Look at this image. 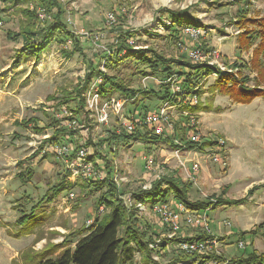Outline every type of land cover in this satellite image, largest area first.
Wrapping results in <instances>:
<instances>
[{"label": "rangeland", "instance_id": "1", "mask_svg": "<svg viewBox=\"0 0 264 264\" xmlns=\"http://www.w3.org/2000/svg\"><path fill=\"white\" fill-rule=\"evenodd\" d=\"M60 1L65 12L63 19L69 30L81 38L85 58L81 53L72 55V41L58 36L49 50L43 53L41 60L20 58L17 64L14 57L21 49L23 40H10L7 33H18L19 15L13 10L4 9L0 3V10H3L0 12V175L10 180L8 189L6 188L8 191L2 190L4 185H0V264H38L43 260L41 250L62 243L66 236L82 226H87L86 222L96 217L99 193L89 186L83 177L73 180L71 173L66 172L67 167L63 160L55 158L53 154L43 155L42 151H39L40 145H51L46 141L56 129L53 125H48L55 121H60L61 126L67 129L65 134L58 138L57 143L69 146L74 154L89 138L92 142L90 153L95 154L90 156V160L94 159V163L105 165V162L99 160L97 152L108 156L110 165L117 172V183L123 191L132 192L140 187L149 190L151 185L162 177L192 182L193 189L189 194L191 201H202L214 196L216 198L226 190L224 198L239 203L222 204L208 212L213 233L219 238L218 251L231 261L245 257L251 252L263 254V232L256 236H252L250 232L264 222V99L257 98L249 105L240 104L227 94L210 89L216 83L217 76L213 75L203 81L200 79L198 102L194 103L192 98L184 105L189 104L187 112L196 119L194 132L200 136L201 141L225 140L226 147L223 150L217 147L212 150L208 148L206 151L186 149V142L191 141L190 135L194 133L181 129L184 116L173 106L168 110L167 118L172 128L169 127L170 124L164 125L162 135L168 138L170 143L119 141L100 145L112 132L120 133L121 112L126 116V120L129 117L145 118L147 116L140 109V105L145 111L148 109L149 115L164 104L153 95H140V91L145 88L146 91L154 92L163 89L161 78L149 68L141 67L132 58L125 61L116 60L115 64L108 68L104 66L108 47H114L116 44V33L135 31L138 33L135 37L138 47H150L168 58L189 56L191 48L199 46L206 52L217 50L220 54L219 62L223 66V70L218 68L219 70L236 74L238 68L233 67L235 62L245 63L249 67L245 71L250 78L248 84L254 86L258 78L250 68L252 49L241 47L242 30L233 24L230 25L240 7L221 8L214 3L216 1L225 4L229 0H172L169 3H163L161 0ZM253 4L252 17H264V0H256ZM159 9H189L200 21L203 31H206L204 38L200 37L196 43L186 36L190 41L184 42V45H175L169 33L162 27L163 21H160V18L163 15L157 14ZM108 14L116 15V23L112 26L106 23ZM50 18L52 22V16L46 19ZM82 31L88 33L90 39L82 36ZM98 34L104 35L103 40L93 42L92 38ZM254 44L256 47L258 41ZM87 61L93 62L97 71L116 76L129 85V88L139 91L137 94L140 97L137 101L115 92L101 100L107 102V99L113 96L128 99L120 113L110 107L109 122L106 125L98 124L96 118L89 115L87 97H84V111L78 115L71 113L56 118L61 110L67 108L60 103L62 90L73 91L74 87L80 84L79 81L88 73ZM260 83L264 87V83ZM50 97L58 99L49 101ZM68 107L69 111L75 112L79 109V104L70 102ZM69 119L76 120L87 130L84 131L80 127L70 128ZM30 120L37 122L27 126L16 125ZM35 126L41 129V133L35 131ZM145 127H136L135 131L154 130V126ZM182 137L184 141H181ZM41 140L43 141L40 142ZM180 148L183 150L177 157L174 150ZM218 151H222L220 156L225 162L224 167L223 164L221 167L212 160V154ZM74 155L75 161L76 154ZM144 156H152L154 167L147 166ZM194 161L201 164L197 173L191 171ZM27 167L31 168L33 176L30 181L23 183L18 175ZM65 175H68L65 182L71 188L62 190L60 195L49 203L45 198L46 193ZM255 186L260 188L249 195ZM70 191L75 193V197L63 205L62 200ZM128 197H131L130 193L124 198ZM173 198V193L169 192V205L176 208L179 202ZM130 202L133 203L132 199ZM141 205L137 204V218L152 228L159 229V239L205 235L202 229L187 227L183 221L180 230L174 235L150 206L145 208L140 207ZM32 211L35 212L34 217L23 225L19 223L23 214L28 215ZM227 221L231 225L224 227L223 224ZM75 240L74 237L71 247H74ZM240 242L244 243L242 249L238 247ZM152 246L154 245L150 247L153 248ZM178 250V246L173 242L168 245L167 252L153 257L165 264L176 256ZM57 253L54 255H58ZM140 258V254L135 253L133 264H141Z\"/></svg>", "mask_w": 264, "mask_h": 264}, {"label": "trees", "instance_id": "2", "mask_svg": "<svg viewBox=\"0 0 264 264\" xmlns=\"http://www.w3.org/2000/svg\"><path fill=\"white\" fill-rule=\"evenodd\" d=\"M219 1V0H217ZM256 0H229L225 4L224 2H214L218 7L225 8L228 6L240 7L237 10L235 17L231 20L230 25H234L242 30V46H246L248 50L252 49V62L250 68L256 73L258 81L254 86H249L250 78L245 74V71L249 68L245 63L235 62L234 68H238V73H228L219 70L216 67H211L207 64H195L191 61L189 56H180L177 59L172 57H166L165 55L157 52L154 49H135L130 45V41L135 42L137 32L135 31H122L120 34L116 33L114 47H108V52L104 58L106 68L114 65V61H125L127 59H134L137 64L143 68H149L155 75L161 78L162 90L158 92L140 91V95H153L158 100L163 102L171 101L173 105L181 112H187L189 104L184 105L188 99L199 97L200 79L205 80L213 75L218 79L214 85L210 87L212 91L220 92L221 94H227L240 104L249 105L255 99H264V17H252L254 2ZM4 9L13 10L19 15L18 19V33L8 32L7 37L10 40H23V44L20 50L16 52L14 62L18 64L20 58H30L35 61L41 60L44 52L49 50L50 45L58 36H64L67 40L72 41L74 49L72 55L76 53L86 56L82 46L81 38H79L74 32L69 30L68 24L64 21L63 16L65 14L62 3L60 0H0ZM28 5L27 7H23ZM32 8H31V7ZM37 10L43 11L49 17L52 16V22L50 19L41 20L37 14ZM3 10H0L2 12ZM157 14L163 15L160 18L162 27L166 30L172 38L175 45H184L182 42L184 34V28L187 27H202L198 19L192 15L189 9L182 10H167L159 9ZM1 22V19H0ZM46 25V26H45ZM45 26V27H44ZM153 34H150L152 36ZM154 36V35H153ZM203 36V35H202ZM258 41L256 47L254 43ZM136 44V42H135ZM136 46H138L136 44ZM254 47V48H253ZM206 52L201 46L196 47ZM194 48H191V50ZM107 62L110 64L108 65ZM88 73L83 80H80L73 91L62 90V95L59 98L60 103L64 104L69 109L70 102L79 104V109L75 112L70 111L74 115H78L85 108V99L83 96L86 86L91 83L96 76H103V82L100 84V92L103 97L110 95L111 93H120L128 99L136 100L140 97L135 91L129 88V85L120 81L116 76L108 75L100 70L97 71L93 62L87 61ZM96 74V75H95ZM175 77L181 92L176 94L173 98L172 83L167 82L170 78ZM197 78L199 80H197ZM49 101L57 100L58 98L50 97ZM137 101V100H136ZM137 103V102H136ZM140 105V104H139ZM140 109L145 112L147 116V110L144 107ZM188 113V112H187ZM142 116H144L142 114ZM193 115L188 114L184 116V123L181 125V129L186 132L195 133L196 119ZM183 117V116H182ZM193 120V121H192ZM35 120L30 122H21L16 125L27 126L30 123H36ZM193 122V123H192ZM55 127V131L49 140L46 142L53 145L57 144L58 138L63 136L67 131L66 128L61 126L60 121H55L49 124L48 127ZM146 128V127H145ZM35 131L41 133V129L35 126ZM177 130V126H176ZM169 139L162 135H157L154 130L148 129L147 132L136 130L133 133H128L122 127L120 133L112 132L109 138L103 140L100 145L104 143L124 141L130 143L132 141L140 142H167ZM181 141H184L182 137ZM204 141V140H203ZM201 141L200 143L186 142V149L206 151L219 146L217 140L210 139L208 141ZM170 143V141H168ZM92 145L91 140L86 139V146ZM172 145H175L172 143ZM178 145H176L177 147ZM44 149V145H40L39 151ZM78 151V150H77ZM77 153V152H76ZM74 153V154H76ZM51 155L46 153L45 155ZM72 154L70 159L73 160L75 155ZM99 160L105 162V165L94 163L96 170L103 172L104 178L102 181L93 182L86 181L89 186H92L95 191L99 193L97 200V212L93 223L90 226H82L80 229L74 231L69 236H66L62 243L51 245L50 247L43 249L40 253L43 256V260L38 264H133L135 253H139L141 258V264H163L161 261L154 259V255L158 256L164 252H167L168 245L175 242L176 245L185 241H196L203 239L205 235H197L192 238L186 236L176 237L171 239H159V229L152 228L146 222L140 221L137 218V204L142 205H157L160 203H167L169 192L174 195L173 200L177 201L192 211H206L211 205L213 200L216 202V207L222 204H234L239 203L235 200H229L224 198L226 190L222 195L218 197H210L206 200H190V192L193 189V183L183 182L179 178L174 177H162L151 185V188L143 189L137 188L135 191L128 192L123 191L114 180L117 175L115 169L110 165L108 156L103 155L102 152H97ZM46 157V156H45ZM56 158V157H55ZM68 173L69 171L66 170ZM33 176V172L30 167L18 175L19 179L24 182L30 181ZM66 176H63L61 181L52 187L45 195L46 200L51 203L60 192L63 190ZM260 186L253 187L250 192L258 190ZM130 193L132 202L130 207H127L121 199V197L127 196ZM103 206L105 212L102 216L98 217L99 207ZM32 211L31 214H23L19 219V223L22 225L30 218L34 217ZM167 226V225H165ZM168 227V226H167ZM260 232L264 234V222L257 228L252 230L250 234L256 236ZM76 238L74 247H71L73 238ZM157 242V243H156ZM151 245H156L161 249L151 248ZM60 250V251H59ZM59 251L58 255H54ZM191 259V256L178 250L176 256H174L170 262L165 264H179L187 262ZM233 264H264V253L257 254L251 252L247 256L234 258Z\"/></svg>", "mask_w": 264, "mask_h": 264}, {"label": "built area", "instance_id": "3", "mask_svg": "<svg viewBox=\"0 0 264 264\" xmlns=\"http://www.w3.org/2000/svg\"><path fill=\"white\" fill-rule=\"evenodd\" d=\"M32 8V7H31ZM37 14L41 20L46 19L49 17L47 14H45L41 10H37ZM106 23L108 26H112L116 23V15L115 14H108L106 17ZM2 23L0 22V25ZM204 31L202 27H187L184 28V34L192 39V41L196 42L200 39V37L203 35ZM104 34V33H103ZM98 34L94 38H92L93 42H97L100 40H103L104 35ZM81 35L84 37H88L90 39V35L84 31L81 32ZM102 38V39H100ZM95 39V40H94ZM72 44V42H70ZM130 45L134 46L135 49H140L142 47L136 46L134 41H130ZM146 49V48H145ZM219 52L217 50H212L209 52H204L198 48H194L190 50L189 57L194 63H201V64H207L211 67H217L221 70H223V66L219 62ZM105 73V72H104ZM103 82V76L100 75V77H96L92 83L89 84V87L87 89V92L85 93V98L87 97V103L88 108L87 112L89 115L93 118H96V122L100 125H106L109 122V114L108 110L110 107H113V109L120 113L123 107L128 103V99L122 97H111L110 99H107V102H101L103 97L100 95L99 91V85ZM167 82L172 83V94L173 98L176 97V94L181 92L180 86L177 83L176 78L173 76L170 78ZM162 84V81H161ZM146 89V88H145ZM144 89V90H145ZM143 90V91H144ZM198 102V98H194V103ZM173 107H178L176 105H173L171 101H166L162 105V107L157 110L155 113H151L147 115L145 118H136V117H129V122L126 120V116L122 112L119 114L121 116L120 122L122 123V128L125 129L128 133H132L135 131L136 127H145V126H154L153 129L156 134L163 135L164 133V125L168 124L169 122L167 118L169 117L168 110L172 109ZM183 116H188L189 113L182 112ZM64 115H71V112L68 110V108L64 109L63 111H60V114L56 115V118L59 119L60 116ZM124 116V117H123ZM69 127L76 129L78 127L85 129L84 125H80L76 120L69 119ZM193 123V122H192ZM171 124H170V126ZM191 137V141L198 143L201 142V138L198 134L194 133ZM41 140L40 142H42ZM219 146L217 148H221L222 150L224 147H226V141L220 140ZM182 148L175 149L174 152L176 153V156L179 157L180 152H182ZM53 154L56 158L63 160L65 163L67 170L69 173H71V178L74 180L78 177H83L84 180L93 181V182H99L102 181L104 178L103 172L101 170H96L94 167V159L90 160V156H95V154L90 153L89 147H86V144L84 143L80 149H78L76 153V159L71 160L70 157L72 155V150L69 146L63 145V144H53L49 146H44V149L42 150V154L45 155L46 153ZM221 152H216L212 154V160L215 164L221 166L223 164V167L225 166V162L223 161V157L220 155ZM144 159L147 162V166L149 168L154 167V160L151 157L144 156ZM221 162V163H220ZM183 165V164H182ZM222 167V166H221ZM201 168V164L198 161H194L191 166L192 173H197ZM71 178H69L71 181H73ZM117 177L114 178L115 182L117 183ZM119 184V183H117ZM69 187L66 182L64 185L63 190L69 189ZM75 197V193L70 191L68 192L65 197L62 200V204L65 205L66 202L73 199ZM123 199L125 205L127 207H130L131 205V197H128L127 199L124 197H121ZM130 203V204H128ZM141 205V204H140ZM148 206L151 207V205H141L140 207L148 208ZM216 207V202L213 200V205H211L206 211H192L189 208H187L185 205L178 203L176 204V208H172L169 205V202L167 203H160L157 205L152 206V210L155 214H157L161 220L162 223L170 227L172 233L175 235L180 230L181 222L187 226L192 228H200L204 231L205 237L200 240H194V241H185L180 244H178V248L180 251L184 252L185 254H188L191 256V259L187 262H183L184 264H233L232 261L229 260L224 254H221V252L218 251V245H219V238L217 235L213 233L210 219L208 217V212L211 211ZM145 208H141V210H145ZM105 212V208L103 206L99 207L98 211V217L102 216ZM93 219L86 222L87 226H90L93 223ZM230 222H224L223 226L227 227L230 226ZM173 237V236H172ZM244 243L240 242L238 247L240 249L244 248ZM153 248L156 247V245L152 246Z\"/></svg>", "mask_w": 264, "mask_h": 264}, {"label": "crops", "instance_id": "4", "mask_svg": "<svg viewBox=\"0 0 264 264\" xmlns=\"http://www.w3.org/2000/svg\"><path fill=\"white\" fill-rule=\"evenodd\" d=\"M198 19V18H197ZM199 21V20H198ZM199 23H200V21H199ZM203 34H206V31L203 33ZM188 37V36H187ZM201 37H203L204 38V35L203 36H201ZM205 40V39H204ZM203 40V41H204ZM188 41H190L188 38H186V36H183V39H182V42H188ZM202 41V42H203ZM193 43V42H192ZM241 45H242V43H241ZM241 47H243V46H241ZM199 93H200V89H199ZM189 101H191L192 99H188ZM202 113H200V115H201ZM0 179H1V181H0V185H4V187H1L2 188V190H5V191H8L7 189V186H8V184H9V182H10V180H9V178H6V177H2L1 175H0ZM4 179V181H2ZM7 188V189H6ZM10 190V189H9ZM59 253V252H58ZM57 253V254H58Z\"/></svg>", "mask_w": 264, "mask_h": 264}, {"label": "bare ground", "instance_id": "5", "mask_svg": "<svg viewBox=\"0 0 264 264\" xmlns=\"http://www.w3.org/2000/svg\"><path fill=\"white\" fill-rule=\"evenodd\" d=\"M163 3H169L171 2L172 0H161Z\"/></svg>", "mask_w": 264, "mask_h": 264}]
</instances>
